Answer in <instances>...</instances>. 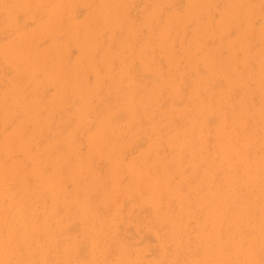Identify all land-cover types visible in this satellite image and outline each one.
<instances>
[{
  "label": "rangeland",
  "instance_id": "obj_1",
  "mask_svg": "<svg viewBox=\"0 0 264 264\" xmlns=\"http://www.w3.org/2000/svg\"><path fill=\"white\" fill-rule=\"evenodd\" d=\"M263 72L264 0H0V264H264Z\"/></svg>",
  "mask_w": 264,
  "mask_h": 264
},
{
  "label": "bare ground",
  "instance_id": "obj_2",
  "mask_svg": "<svg viewBox=\"0 0 264 264\" xmlns=\"http://www.w3.org/2000/svg\"><path fill=\"white\" fill-rule=\"evenodd\" d=\"M238 4H239V3H238ZM240 4H241V3H240ZM238 7H239V6H238ZM109 9H110V7H109ZM245 10H246V9H245ZM248 10H249V9H248ZM232 11H233V9H232ZM107 13H109V12H107ZM232 13H233V12H232ZM109 15H110V14H109ZM223 19H224V18H223ZM225 19H226V17H225ZM233 20H234V19H233ZM229 25H230V24H229ZM158 38H159V37H158ZM162 41H163V40H162ZM165 41H166V40H165ZM158 44H159V43H158ZM165 45H166V43H165ZM235 45H236V44H235ZM163 47H164V46H163ZM168 49H169V48H168ZM239 49H240V48H239ZM216 50H217V49H216ZM164 51H165V50H164ZM217 52H218V51H217ZM219 52H220V51H219ZM205 54H206V53H205ZM211 54H212V53H211ZM185 55H186V53H185ZM233 55H234V54H233ZM169 56H170V55H169ZM209 56H210V55H209ZM5 57H6V56H5ZM233 58H234V57H233ZM254 58H255V57H254ZM257 58H258V57H257ZM166 59H167V58H166ZM208 59H209V58H208ZM5 60H6V59H5ZM191 60H192V59H191ZM243 60H244V59H243ZM261 60H262V59H261ZM10 61H11V60H10ZM172 61H173V60H172ZM210 61H211V60H210ZM186 62H187V61H186ZM188 62H189V61H188ZM188 62H187V63H188ZM202 62H203V61H202ZM227 62H228V61H227ZM247 62H248V61H247ZM213 63H214V61H213ZM230 63H231V62H230ZM254 63H255V62H254ZM188 64H189V63H188ZM218 64H219V63H218ZM228 64H229V63H228ZM228 64H227V65H228ZM241 64H242V63H241ZM208 65H209V64H208ZM234 65H235V67H236V64H234ZM245 65H246V64H245ZM206 66H207V65H206ZM212 66H213V65H212ZM216 66H217V65H216ZM220 66H221V65H220ZM255 66H257V65L255 64ZM227 67H228V66H227ZM40 68H41V67H40ZM229 68H230V67H229ZM232 68H233V67H232ZM245 68H246V67H245ZM246 69H247V68H246ZM215 70H216V69H215ZM227 70H228V69H227ZM229 70H230V69H229ZM43 71H44V70H43ZM220 72H222V70H221ZM257 72H258V70H257ZM154 73H155V72H154ZM210 73H211V72H210ZM212 73H213V72H212ZM212 73H211V74H212ZM224 73H225V72H224ZM237 73H238V72H237ZM263 73H264V72H263ZM44 74H45V73H44ZM213 74H214V73H213ZM227 74H228V73H227ZM233 74H234V73H233ZM239 74H240V73H239ZM252 74H253V72H252ZM258 74H259V73H258ZM220 75H221V74H220ZM223 75H224V74H223ZM259 75H260V74H259ZM234 76H235V75H234ZM237 76L239 77V75H237ZM222 77H223V76H222ZM253 77H254V76H253ZM245 78H246V77H245ZM259 78H261V77H259ZM49 79H51V78H49ZM236 79H237V78H236ZM241 80H242V79H241ZM241 80H240V81H241ZM235 81H236V80H235ZM246 81H247V80H246ZM263 81H264V80H263ZM73 82H74V81H73ZM233 83H234V82H233ZM240 83H241V82H240ZM254 83H255V82H254ZM230 84H231V83H230ZM230 84H229V85H230ZM261 84H262V83H261ZM76 85H77V84H76ZM81 85H82V84H81ZM81 85H80V86H81ZM206 85H207V84H206ZM233 86H234V85H233ZM261 86H262V85H261ZM61 87H62V86H61ZM66 87H67V86H66ZM68 87H69V86H68ZM62 88H63V87H62ZM194 88H195V87H194ZM200 88H201V87H200ZM231 88H232V87H231ZM84 89H85V88H84ZM168 89H169V88H168ZM262 89H263V88H262ZM260 91H262V90H260ZM260 91H259V92H260ZM10 92H12V91H10ZM244 92H245V91H244ZM151 93H152V92H151ZM216 95H218V94H216ZM160 96H161V95H160ZM175 96H176V95H175ZM219 96H220V95H219ZM221 96H222V95H221ZM249 97H250V96H249ZM85 98H86V97H85ZM190 98H191V97H190ZM157 99H158V98H157ZM155 101H156V100H155ZM190 101H191V100H190ZM222 101H223V100H222ZM194 102H195V101H194ZM197 102H198V101H197ZM140 103H141V102H140ZM32 104H33V102H32ZM133 104H134V103H133ZM133 104H132V105H133ZM138 104H139V103H138ZM149 104H150V103H149ZM195 104H196V103H195ZM258 104H259V102H258ZM29 105H30V104H29ZM37 105H38V104H37ZM37 105H36V106H37ZM207 105H208V104H207ZM223 105H224V104H223ZM240 105H241V104H240ZM250 105H251V104H250ZM36 106H35V107H36ZM208 106H209V105H208ZM28 107H29V106H28ZM132 108H133V107H132ZM246 108H247V107H246ZM51 109H52V108H51ZM134 109H135V108H134ZM204 109H205V108H204ZM223 109H224V108H223ZM36 110H37V109H36ZM197 110H198V109H197ZM214 110H215V109H214ZM256 110H257V109H256ZM220 111H221V110H220ZM262 111H263V110H262ZM127 112H129V111H127ZM173 112H174V111H173ZM174 113H175V112H174ZM256 113H257V112H256ZM33 114L35 115V113H33ZM244 114H245V113H244ZM254 114H255V113H254ZM257 114H258V113H257ZM121 115H122V114H121ZM215 116H217V115H215ZM240 116H241V115H240ZM244 116H245V115H244ZM32 117H33V116H32ZM35 117H36V116H35ZM164 117H165V116H164ZM194 119H195V121H197L196 118H194ZM219 119H220V117H219ZM252 119H253V118H252ZM44 120H45V119H44ZM200 120H201V119H200ZM233 121H234V120H233ZM245 121H246V120H245ZM254 121H255V120H254ZM263 121H264V120H263ZM207 122H208V121H207ZM42 123H43V122H42ZM205 123H206V122H205ZM219 123H220V122H219ZM226 123H227V122H226ZM35 124H36V123H35ZM200 124H201V123H200ZM254 124H255V122H254ZM255 125H256V124H255ZM197 126H198V125H197ZM200 126H201V125H200ZM244 126H245V124H244ZM205 127H207V123H206V126H205ZM223 127H225V125H224ZM233 127H234V126H233ZM230 128H231V127H230ZM241 128H242V127H241ZM255 128H256V127H255ZM184 129H185V128H184ZM207 129H208V128H207ZM215 129H216V128H215ZM215 129H214V130H215ZM42 130H43V129H42ZM205 130H206V129H205ZM229 130H230V129H229ZM231 130H232V129H231ZM190 131H191V130H190ZM222 131H223V130H222ZM233 131H234V130H233ZM242 131H243V130H242ZM201 132H202V131H201ZM218 132H219V131H218ZM184 135H185V134H184ZM191 135H192V134H191ZM221 135H222V134H221ZM237 135H238V134H237ZM186 136H187V135H186ZM40 137H41V135H40ZM200 137H201V136H200ZM231 137H232V136H231ZM255 137H256V136H255ZM115 138H116V137H115ZM169 138H170V137H169ZM201 138H202V137H201ZM201 138H200V139H201ZM219 138H220V137H219ZM38 139H39V138H38ZM158 139H159V138H158ZM176 139H177V138H176ZM230 139H231V138H230ZM106 140H107V139H106ZM156 140H157V139H156ZM170 140H171V139H170ZM107 141H108V140H107ZM230 141H231V140H230ZM257 141H258V140H257ZM30 142H31V141H30ZM200 142H201V140H200ZM219 142H220V141H219ZM3 143H4V142H3ZM9 143H10V142H9ZM9 143H8V145H9ZM26 143H27V142H26ZM31 143H32V142H31ZM31 143L29 144V147H30ZM69 144H70V143H69ZM184 144H186V142H185ZM0 145H1V143H0ZM24 145L26 146L27 144H24ZM98 145H99V144H98ZM98 145H97V146H98ZM220 145H221V144H220ZM232 145H233V144H232ZM9 146H10V145H9ZM172 146H173V145H172ZM172 146H171V147H172ZM201 146H202V145H201ZM6 147L8 148V146H6ZM19 147H20V146H19ZM19 147H18V148H19ZM21 147H22V146H21ZM26 147H27V146H26ZM50 147H51V146H50ZM50 147H49V148H50ZM69 147H70V146H69ZM93 147H94V146H93ZM104 147H105V143H104ZM169 147H170V146H169ZM7 148H6V150H7ZM9 148H10V147H9ZM70 148H71V147H70ZM29 149H30V148H29ZM47 149H48V148H47ZM102 149H103V148H102ZM153 149H154V148H153ZM171 149L174 150L175 148H171ZM6 150H5V151H6ZM27 150H28V149H27ZM54 150H55V149H54ZM68 150H69V149H68ZM75 150H76V148H75ZM75 150H73V152H74ZM149 150H150V149H149ZM202 150H203V149H202ZM10 151H11V150H10ZM21 151H23V150H21ZM49 151H50V150H49ZM7 152H8V151H7ZM69 152H70V150L68 151V153H69ZM73 152H72V153H73ZM78 152H79V151H78ZM4 153H6V152H4ZM9 153L11 154V152H9ZM34 153H35V152H34ZM192 153H193V152H192ZM50 154H51V153H50ZM114 154H115V153H114ZM156 154H157V153H156ZM47 155H49V154H47ZM47 155H46V156H47ZM90 155H91V154H90ZM9 156H10V155H9ZM59 156H60V155H59ZM62 156H63V155H62ZM32 157H33V156H32ZM56 157H57V156H56ZM37 158H38V157H37ZM48 158H49V157H48ZM63 158H64V156H63ZM215 158H216V157H215ZM230 158H231V157H230ZM55 159H56V158H55ZM86 159H87V158H86ZM171 159H172V158H171ZM248 159H249V158H248ZM31 160H32V159H31ZM47 160H48V159H47ZM67 160H68V158H67ZM132 160H133V159H132ZM156 160H157V159H156ZM213 160H214V159H213ZM179 161H180V158H179ZM119 162H120V161H119ZM133 162H134V161H133ZM156 162H157V161H156ZM181 162H182V161H181ZM4 163H5V162H4ZM14 163H15V162H14ZM18 163H19V162H18ZM38 163H39V162H38ZM166 163H167V162H166ZM5 164H6V163H5ZM12 164H13V163H12ZM12 164H11V165H12ZM35 164H36V163H35ZM81 164H82V163H81ZM156 164H157V163H156ZM234 164H235V163H234ZM239 164H240V163H239ZM261 164H262V163H261ZM9 165H10V164H9ZM30 165H32V163H31ZM84 165H85V164H84ZM118 165H120V163H119ZM149 165H150V164H149ZM152 165H153V164H152ZM152 165H151V166H152ZM158 165H159V164H158ZM164 165H165V164H164ZM181 165H182V164H181ZM262 165H263V164H262ZM12 166H13V165H12ZM18 166H19V165H18ZM45 166H46V165H45ZM114 166H115V164H114ZM154 166L156 167V165H154ZM178 166H179V165H178ZM212 166H213V164H212ZM10 167H11V166H10ZM13 167H15V166H13ZM31 167H32V166H31ZM37 167H38V166H37ZM81 167H82V166H81ZM81 167H80V168H81ZM197 167H198V166H197ZM199 167H200V166H199ZM223 167H224V166H223ZM234 167H235V166H234ZM5 168H6V167H5ZM137 168H138V167H137ZM10 169H11V168H10ZM13 169H14V168H13ZM17 169H18V168H17ZM41 169H42V167H41ZM87 169H88V168H87ZM91 169H92V168H91ZM115 169L117 170V168H114V170H115ZM148 169H149V168H148ZM148 169H147V170H148ZM164 169H165V168H164ZM178 169H179V168H178ZM236 169H237V168H236ZM236 169H235V170H236ZM38 170H39V167H38ZM180 170H181V169H180ZM258 170H259V169H258ZM263 170H264V169H263ZM22 171H23V169H22ZM24 171H25V170H24ZM43 171H44V170H43ZM57 171H58V170H57ZM76 171L78 172V169H76ZM81 171H82V170H81ZM81 171H80V172H81ZM148 171H149V170H148ZM178 171H179V170H178ZM220 171H221V170H220ZM4 172H5V171H4ZM12 172H13V171H12ZM53 172H54V171H53ZM86 172H87V171H86ZM95 172H96V171H95ZM115 172H116V171H115ZM118 172H119V171H118ZM221 172H222V171H221ZM5 173H6V172H5ZM39 173H40V172H39ZM88 173H89V172H88ZM174 173H175V172H174ZM177 173H178V172H177ZM183 173H184V172H183ZM235 173H236V172H235ZM248 173H249V172H248ZM10 174H11V172H10ZM17 174H18V172H17ZM17 174H16V175H17ZM22 174H23V172H22ZM175 174H176V173H175ZM221 174H222V173H221ZM111 175H112V173H111ZM140 175H141V174H140ZM238 175H239V174H238ZM14 176H15V175H14ZM20 176H21V175H20ZM24 176H25V175H24ZM32 176H33V175H32ZM67 176H68V175H67ZM74 176H76V175H74ZM91 176H92V175H91ZM95 176H96V175H95ZM97 176H98V175H97ZM213 176H215V175H213ZM4 177H5V176H4ZM9 177H10V176H9ZM26 177H27V176H26ZM37 177H38V175H37ZM39 177H40V175H39ZM89 177H90V176H89ZM171 177H172V176H171ZM5 178H6V177H5ZM19 178H20V177H19ZM83 178H84V177H83ZM98 178H99V177H98ZM114 178H115V177H113V179H114ZM0 179H1V177H0ZM14 179H16V178H14ZM61 179H62V178H61ZM63 179H65V178H63ZM121 179H122V178H121ZM121 179H120V180H121ZM137 179H138V178H137ZM137 179H136V180H137ZM19 180H20V179H19ZM21 180H22V179H21ZM52 180H53V179H52ZM72 180H73V179H72ZM154 180H155V179H154ZM154 180H153V181H154ZM213 180H214V179H213ZM14 181H15V180H14ZM77 181H78V180H77ZM100 181H101V180H100ZM107 181H108V180H107ZM142 181H143V180H142ZM23 182H24V181H23ZM46 182H47V180H46ZM57 182H58V181H57ZM133 182H134V181H133ZM138 182H139V180H138ZM140 182H141V181H140ZM184 182H185V181H184ZM5 183H7V182H5ZM8 183H9V182H8ZM12 183H14L13 180H12ZM60 183L62 184V182H60ZM117 183H118V182H117ZM131 183H132V182H131ZM9 184H10V183H9ZM101 184H102V183H101ZM120 184H121V182H120ZM120 184H119V186H120ZM153 184H155V183L153 182ZM156 184H157V183H156ZM156 184H155V185H156ZM168 184H169V182H168ZM185 184H186V183H185ZM3 185H4V184H3ZM98 185H99V183H98ZM112 185H113V183H112ZM137 185L139 186V184H137ZM140 185H141V184H140ZM9 186H10V185H9ZM20 186H21V185H20ZM127 186H128V185H127ZM0 187H1V186H0ZM73 187H75V186H73ZM86 187H87V186H86ZM109 187H110V186H109ZM124 187H125V186H124ZM167 187H168V186H167ZM201 187H202V186H201ZM9 188H11V187H9ZM27 188H28V187H27ZM47 188H48V187H47ZM59 188H60V187H59ZM89 188H91V187H89ZM95 188H96V187H95ZM114 188H115V187H114ZM114 188H112V190H113ZM126 188H127V187H126ZM138 188H139V187H138ZM156 188H157V187H156ZM181 188H182V187H181ZM79 189H81L80 186H79ZM93 189H94V188H93ZM96 189H97V188H96ZM151 189H152V188H151ZM154 189H155V188H154ZM157 189H158V188H157ZM178 189H179V188H178ZM198 189H199V188H198ZM198 189H197V190H198ZM201 189H203V188H201ZM13 190H14V189H13ZM87 190H88V189H87ZM110 190H111V189H110ZM122 190H123V189H122ZM158 190H159V189H158ZM180 190H181V189H180ZM43 191H44V190H43ZM53 191H54V190H53ZM88 191H89V190H88ZM93 191H94V190H93ZM114 191H115V190H114ZM161 191H162V190H161ZM13 192H14V191H13ZM21 192H22V191H21ZM75 192H78V191L76 190ZM151 192H152V191H151ZM6 193H7V192H6ZM59 193H60V191H59ZM79 193H80V192H79ZM114 193H115V192H114ZM140 193H141V192H140ZM236 193H237V192H236ZM14 194H16V190H15V193H14ZM29 194H30V193H29ZM132 194H133V193H132ZM154 194H155V193H154ZM157 194H158V193H157ZM8 195H9V194H8ZM26 195H27V192H26ZM30 195H31V194H30ZM110 195H112V194H110ZM90 196H91V195H90ZM105 196H106V195H105ZM164 196H165V195H164ZM164 196L161 195V197H164ZM157 197H158V195H157ZM1 198H2V197H1ZM10 198H11V196H10ZM28 198H29V197H28ZM109 198H110V197H109ZM111 198H112V197H111ZM249 198H250V197H249ZM2 199H3V198H2ZM39 199H40V198H39ZM137 199H138V198H137ZM149 199H150V198H149ZM157 199H158V198H157ZM21 200H22V199H21ZM27 200H28V199H27ZM158 200H159V199H158ZM160 200H161V199H160ZM236 200H238V199H236ZM22 201H23V200H22ZM101 201H102V200H101ZM101 201H100V202H101ZM103 201H106V200H103ZM169 201H170V200H169ZM25 202H26V201H25ZM66 202H67V201H66ZM98 202H99V201H98ZM109 202H110V201H109ZM109 202H108V204H110ZM236 202H237V201H236ZM1 203H2V202H1ZM26 203H27V202H26ZM53 203H54V202H53ZM74 203H75V202H74ZM83 203H84V202H83ZM104 203H105V202H104ZM9 204H10V203H9ZM22 204H23V203H22ZM24 204H25V203H24ZM72 204H73V202H72ZM84 204H85V203H84ZM87 204H88V203H87ZM106 204H107V203H106ZM108 204H107V206H105L106 208H108ZM111 204H112V202H111ZM111 204H110V205H111ZM229 204H230V203H229ZM7 205H8V204H7ZM75 205H76V204H75ZM22 206H23V205H22ZM68 206H69V205H68ZM77 206H78V205H77ZM89 206H90V205H89ZM95 207H96V206H95ZM109 207H110V206H109ZM112 207H113V206H112ZM0 208H1V207H0ZM9 208H10V207H9ZM59 208H60V207H59ZM89 208H90V207H89ZM146 208H147V207H146ZM16 209H17V208H16ZM20 209H21V211H22V208H20ZM85 209H86V207H85ZM95 209H97V207H96ZM110 209H111V208H110ZM166 209H167V208H166ZM3 210H4V208H3ZM5 210H6V209H5ZM107 210H108V209H107ZM7 211H8V210H7ZM16 211H18V209H17ZM19 211H20V210H19ZM53 211H54V210H53ZM53 211H52V213L55 214V212H53ZM56 211H57V209H56ZM88 211H89V210H88ZM119 211H121V210H119ZM1 212H2V211H0V213H1ZM45 212H46V211H45ZM69 212H71V211H69ZM83 212H84V211H83ZM86 212H87V211H86ZM94 212H95V211H94ZM227 212H228V211H227ZM17 213H18V212H17ZM50 213H51V211H50ZM56 213H57V212H56ZM87 213H88V212H87ZM122 213H123V212L121 211V214H122ZM170 213H172V212H170ZM13 214H15V213H13ZM22 214H23V213H22ZM85 214H86V213H85ZM114 214H115V213H114ZM166 214H167V212H166ZM33 215H34V214H33ZM87 215H88V214H87ZM0 216H1V214H0ZM53 216H54V215H53ZM56 216H57V215H56ZM85 216H86V215H85ZM14 217H15V215H14ZM18 217H19V216H18ZM30 217H31V216H30ZM66 217H67V216H66ZM66 217H65V218H66ZM86 217H88V216H86ZM89 217H90V216H89ZM89 217H88V218H89ZM67 218H68V217H67ZM63 219H64V218H63ZM10 220H11V219H10ZM34 220H36V219H34ZM38 220H39V219H38ZM88 220H89V219H88ZM99 220H100V219H99ZM0 221H1V219H0ZM36 221H37V220H36ZM114 221H115V220H114ZM12 222H13V221H12ZM23 222H24V221H23ZM34 222H35V221H34ZM34 222H32V223H34ZM105 222H106V221H105ZM105 222H103V223H105ZM116 223H117V222H116ZM181 223H182V222H181ZM57 224H58V223H57ZM83 224H84V223H83ZM209 224H210V223H209ZM47 225H48V224H47ZM59 225H60V224H59ZM94 225H95V224H94ZM103 225H104V224H103ZM163 225H164V224H163ZM166 225H167V224H166ZM221 225H223V224H221ZM70 226H71V225H70ZM74 226H75V225H74ZM192 226H193V225H192ZM30 227H31V226H30ZM46 227H47V226H46ZM48 227H49V226H48ZM65 227H66V226H65ZM65 227H64V228H65ZM119 227H120V226H119ZM166 227H167V226H166ZM206 227H207V226H206ZM17 228H18V227H17ZM92 228H93V227H92ZM102 228H103V227H102ZM167 228H168V227H167ZM192 228H193V227H192ZM222 228H223V226H222ZM230 228H231V227H230ZM240 228H241V227H240ZM1 229H2V228H1ZM52 229H53V228H52ZM65 229L67 230V227H66ZM74 229H75V227H74ZM207 229H208V228H207ZM220 229H221V228H220ZM2 230H4V229H2ZM19 230H20V229H18V231H19ZM83 230H84V229H83ZM119 230H120V229H119ZM193 230H194V229H193ZM193 230H192V231H193ZM49 231H50V230H49ZM52 231H53V230H52ZM63 231H64V230H63ZM68 231H69V230H68ZM94 231H95V230H94ZM131 231H132V230H131ZM137 231H138V230H137ZM228 231H229V230H228ZM262 231H263V230H262ZM1 232H2V231H1ZM7 232H8V231H7ZM7 232H6V233H7ZM16 232H17V231H16ZM91 232H92V231H91ZM210 232H211V231H210ZM244 232H246V231H244ZM92 233H93V232H92ZM101 233H103V232H101ZM118 233H119V232H118ZM219 233H220V231H219ZM242 233H243V231H242ZM247 233H248V232H247ZM251 233H252V232H251ZM0 234H1V233H0ZM53 234H54V233H53ZM132 234H133V233H132ZM140 234H141V233H140ZM16 235H17V234H16ZM106 235H107V234H106ZM17 236H18V235H17ZM115 237H116V236H115ZM136 237H137V236H136ZM10 238H11V237H10ZM2 239H3V238H2ZM8 239H9V238H8ZM32 239H33V238H32ZM141 239H142V238H141ZM257 239H258V238H257ZM12 240H13V239H12ZM33 240H34V239H33ZM100 240H101V239H100ZM189 240H190V239H189ZM0 241L2 242L1 239H0ZM59 241H60V240H59ZM101 241H102V240H101ZM12 242H13V241H12ZM56 242H57V241H56ZM141 242H142V241H141ZM180 242H181V241H180ZM189 242H191V241H189ZM40 243H41V242H40ZM60 243H61V242H60ZM108 243H109V242H108ZM111 243H112V242H111ZM111 243H110V244H111ZM139 243H140V242H139ZM0 244H1V243H0ZM13 244H14V243H13ZM16 244H17V243H16ZM58 244H59V243H58ZM81 244H83V243H81ZM81 244H80V246H82ZM86 244H87V243H86ZM88 244H89V243H88ZM2 245H3V244H2ZM62 245H63V244H62ZM112 245H113V244H112ZM114 245H115V244H114ZM147 245H148V244H147ZM242 245H243V244H242ZM242 245H241V246H242ZM245 245H246V244H245ZM14 246H15V245H14ZM55 246H56V245H55ZM98 246H99V245H98ZM116 246H117V245H116ZM17 247H18V246H17ZM17 247H16V248H17ZM58 247H60V246H58ZM58 247H57V248H58ZM86 247H87V246H86ZM107 247H108V245H107ZM112 247H114V246H112ZM40 248H41V247H40ZM80 248H82V247H80ZM80 248H79V249H80ZM6 249H7V248H6ZM9 249H10V248H9ZM17 249H18V248H17ZM19 249H20V247H19ZM82 249H83V248H82ZM107 249H108V248H107ZM109 249H110V248H109ZM58 250H59V249H58ZM80 250H81V249H80ZM263 250H264V248H263ZM263 250H262V251H263ZM10 251H11V250H10ZM83 251H84V249H83ZM98 251H99V250H98ZM107 251H109V250H107ZM166 251H167V250H166ZM260 251H261V250H260ZM13 252H14V251H13ZM78 252H79V251H78ZM150 252H151V251H150ZM196 252H197V251H196ZM196 252H195V253H196ZM80 253H82V252H80ZM80 253H79V254H80ZM84 253H85V251H84ZM89 253H90V252H89ZM128 253H129V252H128ZM205 253H206V252H205ZM30 254H31V253H30ZM35 254H36V253H35ZM33 255H34V254H33ZM69 255H70V254H69ZM82 255H83V254H82ZM84 255H85V254H84ZM150 255H151V253H150ZM152 255L154 256V253H153ZM258 255H259V254H258ZM78 256L80 257L81 255H78ZM105 256H106V255H105ZM155 256H156V255H155ZM256 256H257V255H256ZM21 257H22V256H21ZM34 257H35V256H34ZM36 257H37V256H36ZM39 257H40V256H39ZM74 257H75V256H74ZM81 257H82V256H81ZM69 258H70V257H69ZM75 258H76V257H75ZM86 258H87V257H86ZM129 258H130V257H129ZM1 259H2V258H1ZM16 259H17V258H16ZM32 259H33V258H32ZM38 259H39V258H38ZM47 259H48V258H47ZM167 259H168V258H167ZM17 260H18V259H17ZM45 260H46V259H45ZM79 260H80V259H79ZM85 260H86V259H85ZM85 260H84V261H85ZM111 260H112V259H111ZM253 260H254V259H253ZM9 261H10V260H9ZM49 261H50V260H49ZM51 261H52V260H51ZM51 261H50V262H51ZM38 262H39V261H38ZM50 262H49V264H50ZM3 263H4V262H3ZM8 264H9V263H8ZM39 264H40V262H39ZM44 264H45V263H44ZM69 264H70V263H69ZM163 264H164V262H163Z\"/></svg>",
  "mask_w": 264,
  "mask_h": 264
}]
</instances>
